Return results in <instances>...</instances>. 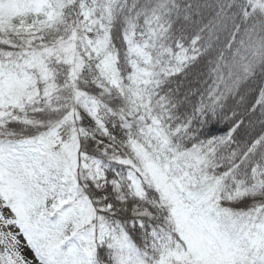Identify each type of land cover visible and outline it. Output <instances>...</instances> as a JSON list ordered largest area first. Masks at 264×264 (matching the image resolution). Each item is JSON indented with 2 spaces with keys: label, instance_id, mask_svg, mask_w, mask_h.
Here are the masks:
<instances>
[{
  "label": "snow or ice",
  "instance_id": "6c2138e0",
  "mask_svg": "<svg viewBox=\"0 0 264 264\" xmlns=\"http://www.w3.org/2000/svg\"><path fill=\"white\" fill-rule=\"evenodd\" d=\"M0 264H264V0H0Z\"/></svg>",
  "mask_w": 264,
  "mask_h": 264
}]
</instances>
